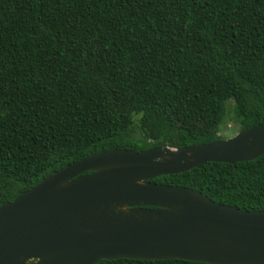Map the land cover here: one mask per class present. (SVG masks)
<instances>
[{
    "label": "trees",
    "instance_id": "trees-1",
    "mask_svg": "<svg viewBox=\"0 0 264 264\" xmlns=\"http://www.w3.org/2000/svg\"><path fill=\"white\" fill-rule=\"evenodd\" d=\"M229 99L264 121V0H0V205L94 153L221 139ZM150 180L264 210V154Z\"/></svg>",
    "mask_w": 264,
    "mask_h": 264
},
{
    "label": "water",
    "instance_id": "water-1",
    "mask_svg": "<svg viewBox=\"0 0 264 264\" xmlns=\"http://www.w3.org/2000/svg\"><path fill=\"white\" fill-rule=\"evenodd\" d=\"M264 154V121L227 139L105 150L64 165L0 205V264L173 259L264 264V210L151 178Z\"/></svg>",
    "mask_w": 264,
    "mask_h": 264
},
{
    "label": "rangeland",
    "instance_id": "rangeland-1",
    "mask_svg": "<svg viewBox=\"0 0 264 264\" xmlns=\"http://www.w3.org/2000/svg\"><path fill=\"white\" fill-rule=\"evenodd\" d=\"M240 129V123L235 113L234 101L229 99L226 101V113L223 122L218 130V135L221 139L232 137Z\"/></svg>",
    "mask_w": 264,
    "mask_h": 264
}]
</instances>
